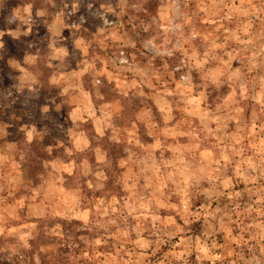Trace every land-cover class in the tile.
Returning a JSON list of instances; mask_svg holds the SVG:
<instances>
[{
    "label": "rangeland",
    "instance_id": "1",
    "mask_svg": "<svg viewBox=\"0 0 264 264\" xmlns=\"http://www.w3.org/2000/svg\"><path fill=\"white\" fill-rule=\"evenodd\" d=\"M0 264H264V0H0Z\"/></svg>",
    "mask_w": 264,
    "mask_h": 264
}]
</instances>
